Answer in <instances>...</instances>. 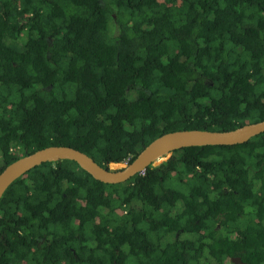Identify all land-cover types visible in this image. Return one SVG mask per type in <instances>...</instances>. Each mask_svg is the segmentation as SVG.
I'll list each match as a JSON object with an SVG mask.
<instances>
[{"label": "trees", "instance_id": "trees-1", "mask_svg": "<svg viewBox=\"0 0 264 264\" xmlns=\"http://www.w3.org/2000/svg\"><path fill=\"white\" fill-rule=\"evenodd\" d=\"M262 119L264 0H0V171L48 145L128 163L165 132ZM232 255L264 264V132L118 183L45 161L0 197V264Z\"/></svg>", "mask_w": 264, "mask_h": 264}, {"label": "water", "instance_id": "water-1", "mask_svg": "<svg viewBox=\"0 0 264 264\" xmlns=\"http://www.w3.org/2000/svg\"><path fill=\"white\" fill-rule=\"evenodd\" d=\"M261 132H264V119L228 130L169 131L151 140L130 162H110L107 167L99 165L89 155L76 148L48 145L13 160L0 171V197L12 181L45 161L73 160L94 179L104 183H118L143 171L148 165H157L168 158L174 149L194 145H233L242 143Z\"/></svg>", "mask_w": 264, "mask_h": 264}, {"label": "flooded vegetation", "instance_id": "flooded-vegetation-1", "mask_svg": "<svg viewBox=\"0 0 264 264\" xmlns=\"http://www.w3.org/2000/svg\"><path fill=\"white\" fill-rule=\"evenodd\" d=\"M219 213H217V215H215V219H217ZM220 227V223L216 222L215 224V228H219ZM236 234V233H235ZM223 264H242V262L240 261V258L239 256H228V257H225L223 260H222ZM212 264H220V262H212Z\"/></svg>", "mask_w": 264, "mask_h": 264}]
</instances>
